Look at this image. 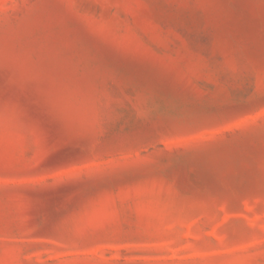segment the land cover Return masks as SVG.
Segmentation results:
<instances>
[{"label":"rangeland","instance_id":"rangeland-1","mask_svg":"<svg viewBox=\"0 0 264 264\" xmlns=\"http://www.w3.org/2000/svg\"><path fill=\"white\" fill-rule=\"evenodd\" d=\"M0 264H264V0H0Z\"/></svg>","mask_w":264,"mask_h":264}]
</instances>
